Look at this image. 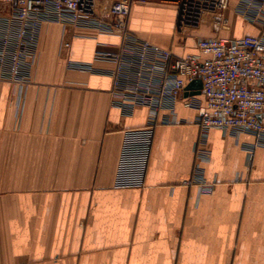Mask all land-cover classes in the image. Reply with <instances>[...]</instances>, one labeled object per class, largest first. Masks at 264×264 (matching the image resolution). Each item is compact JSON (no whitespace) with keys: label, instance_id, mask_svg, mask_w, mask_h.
<instances>
[{"label":"crops","instance_id":"crops-1","mask_svg":"<svg viewBox=\"0 0 264 264\" xmlns=\"http://www.w3.org/2000/svg\"><path fill=\"white\" fill-rule=\"evenodd\" d=\"M135 1L130 31L175 57L215 34L206 24L179 35L169 0ZM233 1L230 31L217 35L264 33ZM61 42L60 26H42L22 98L0 83V264H264V144L210 130L198 166L214 187L200 194L186 182L203 97L199 111L178 104L176 125L150 130L145 109L111 106L112 65L96 53L116 38L75 30L66 57Z\"/></svg>","mask_w":264,"mask_h":264},{"label":"built area","instance_id":"built-area-1","mask_svg":"<svg viewBox=\"0 0 264 264\" xmlns=\"http://www.w3.org/2000/svg\"><path fill=\"white\" fill-rule=\"evenodd\" d=\"M135 0H0V83H9L22 98L31 84L43 25L62 29L60 54L66 57L75 30H90L117 39L97 51L96 60L112 69L111 106L124 116L137 109L147 111V128L177 124L176 107L205 109L196 119L200 139L195 150L193 177L200 194L213 191L202 178L198 164L208 160L207 134H250L257 145L264 144V33L239 39L217 34L230 31L228 13L233 0H169L176 9L179 35L210 25L212 37L196 40L197 54L178 58L134 35L129 19ZM234 13L244 22L263 29L264 0H238ZM67 59V58H66ZM67 68L92 71V66L73 64ZM199 80L200 96H184L187 86ZM249 158L252 151H248Z\"/></svg>","mask_w":264,"mask_h":264},{"label":"water","instance_id":"water-1","mask_svg":"<svg viewBox=\"0 0 264 264\" xmlns=\"http://www.w3.org/2000/svg\"><path fill=\"white\" fill-rule=\"evenodd\" d=\"M201 88H202L201 82L199 80H196L187 86L184 96H189V95L198 96L201 94Z\"/></svg>","mask_w":264,"mask_h":264},{"label":"rangeland","instance_id":"rangeland-1","mask_svg":"<svg viewBox=\"0 0 264 264\" xmlns=\"http://www.w3.org/2000/svg\"><path fill=\"white\" fill-rule=\"evenodd\" d=\"M134 4H137V1H135L134 3H133V6H134ZM133 8V7H132ZM168 8H172V7H168ZM133 13V10H131V14ZM164 17H166V14L164 15ZM198 30H200V28L198 29Z\"/></svg>","mask_w":264,"mask_h":264}]
</instances>
